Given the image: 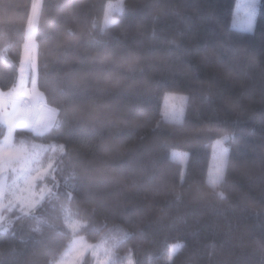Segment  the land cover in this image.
<instances>
[{"label":"trees","instance_id":"1","mask_svg":"<svg viewBox=\"0 0 264 264\" xmlns=\"http://www.w3.org/2000/svg\"><path fill=\"white\" fill-rule=\"evenodd\" d=\"M34 1L0 0L2 93L18 85ZM117 1L42 0L37 88L56 120L14 143L62 152L49 196L3 212L0 264H55L76 237L113 243L115 264H264V0L252 33L234 28L239 0H124L104 29ZM168 94L187 98L181 124L163 118ZM6 134L0 122V144ZM66 211L84 224L76 235Z\"/></svg>","mask_w":264,"mask_h":264},{"label":"rangeland","instance_id":"2","mask_svg":"<svg viewBox=\"0 0 264 264\" xmlns=\"http://www.w3.org/2000/svg\"><path fill=\"white\" fill-rule=\"evenodd\" d=\"M259 3L260 0L238 1L234 18V28L236 30L246 33L254 31ZM123 8L124 0H118L116 3L108 5L103 23L104 29L117 22L116 15L121 13ZM41 9L42 0H35L28 24L27 41L23 48V74L29 68L33 74V83L38 78L36 32ZM33 86L36 91H39L35 85ZM39 93L43 95L40 91ZM3 94L0 92V95ZM25 96L29 98L32 106L38 109L43 122L46 119L44 122L46 127H48V120L53 123L56 116L55 111L49 107L38 105L29 92H26L23 97ZM186 101L185 96L168 94L164 101V120L181 124L185 114ZM9 104L0 102V122L7 128V134L0 144V231L4 229L3 225L6 222L5 216H3L5 210L13 211L17 209L23 214H29L49 196L51 190L44 184V180L51 175L57 156L62 152L60 147L37 143L15 145V123L13 127V122L14 120L16 122L19 117L20 107L16 103L17 106L15 107ZM16 107H18V110ZM228 141V138L220 139L215 142L213 147L208 183L214 189L218 188L225 178L229 155ZM173 159L181 164H186L188 155L175 151L173 152ZM65 220L67 227L74 235L78 234L84 227V224L75 220L68 211L65 213ZM180 247L181 245L172 246L168 258L169 262L172 261ZM87 256L92 259V264H115L114 244L110 241L90 244L85 238L76 237L62 259L55 264H83ZM125 264H134L132 256L127 258Z\"/></svg>","mask_w":264,"mask_h":264},{"label":"built area","instance_id":"3","mask_svg":"<svg viewBox=\"0 0 264 264\" xmlns=\"http://www.w3.org/2000/svg\"><path fill=\"white\" fill-rule=\"evenodd\" d=\"M8 102L13 101L9 100ZM15 102L20 107L19 117L15 122L16 130L29 131L34 135H45L49 132V130L54 125L56 116L54 117L53 123L48 120V127H46L44 124L46 119L43 122V119H41V116H39L38 109L35 106H32L28 97L20 98Z\"/></svg>","mask_w":264,"mask_h":264},{"label":"crops","instance_id":"4","mask_svg":"<svg viewBox=\"0 0 264 264\" xmlns=\"http://www.w3.org/2000/svg\"><path fill=\"white\" fill-rule=\"evenodd\" d=\"M33 85H35L37 88V81L35 83H33L32 71L28 68V70H26V73L23 74V64H22L21 71H20V78H19V82H18L17 87L15 88L14 91H12L10 93H4L3 95H0V102L9 104L10 103V102H8L9 100L17 101L18 99L23 98V96L25 95L26 92H29L32 95L34 102H36L41 107H45V106L48 107L46 104L45 97L43 95H41L39 93V91H36V89H34ZM25 97H27V96H25ZM14 104L15 103H11L9 105L14 106V107L17 106L16 104L15 105ZM16 109L18 110V107H16ZM14 123H15V120L13 122V127H14ZM14 130H15V128H14Z\"/></svg>","mask_w":264,"mask_h":264}]
</instances>
